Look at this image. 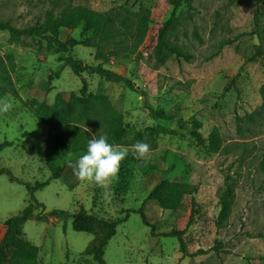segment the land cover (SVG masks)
Returning a JSON list of instances; mask_svg holds the SVG:
<instances>
[{"label":"rangeland","instance_id":"rangeland-1","mask_svg":"<svg viewBox=\"0 0 264 264\" xmlns=\"http://www.w3.org/2000/svg\"><path fill=\"white\" fill-rule=\"evenodd\" d=\"M260 6L259 0H193L191 10L178 8L167 39L192 59L171 57L158 64L153 48L158 30L173 11L171 0H0V21H9L17 29L41 24L47 12L56 15L73 7L99 14H148V30L139 47L127 51L134 40L127 32L123 42L127 46L103 65L128 78L135 92L87 71L75 76L61 61L71 57L95 66L94 48L79 45L51 55L41 50L38 39L12 42L0 32V61L10 77L9 86L0 88V98H9L14 105L0 116V143L11 144L0 151V168L18 181L0 175V240L3 222L31 202L26 186L49 180L64 166L57 179L33 193L44 210L36 209L20 226L19 238L38 250L37 264H96L85 251L101 232L98 227L93 234L74 232L68 218L37 222L36 213L73 214L81 207L96 217L114 220L125 210H137L161 180L198 188L195 213L187 227L188 199L175 211H164L153 201L144 205L155 234L183 231L185 256L176 238L151 236L139 215L131 213L104 248L105 264H264V111L259 93L264 85V57L248 61L258 43L250 33L252 15ZM89 36L81 26L59 35L61 40ZM82 80L88 93L109 99L126 130L125 140L118 145L126 147L128 155L110 197L73 174L72 165L82 155L62 154L54 161V170L44 163L47 128L25 106L31 100L51 105L57 95L65 99L78 95ZM146 108L175 115L188 128L198 122L204 139L215 131L219 150L209 153L207 144L199 145L186 130L154 118ZM246 115H251V122ZM135 133L140 134V142L150 145L148 157L137 162L130 160L132 146L138 142L132 141ZM225 179L233 189L231 210L224 227L217 229Z\"/></svg>","mask_w":264,"mask_h":264},{"label":"trees","instance_id":"trees-1","mask_svg":"<svg viewBox=\"0 0 264 264\" xmlns=\"http://www.w3.org/2000/svg\"><path fill=\"white\" fill-rule=\"evenodd\" d=\"M193 0H171L173 11L169 20L158 30L156 44L153 48V56L158 64L164 63L168 58L190 62L192 55L183 51L181 48L171 44L167 37L168 32L174 27V13L180 7L192 8ZM260 7L252 15L253 30L250 33L257 39L248 61L258 57H264V0H259ZM81 26L82 33H91V36L82 40L67 38L61 40V31H73ZM148 30V14L146 11L141 13H131L125 11L122 15L104 13L99 14L83 7L67 8L54 15L52 12L45 14L41 24H36L24 29H17L9 21H0V32L8 35L12 42H18L22 38H34L42 42L41 50L47 54H64L75 46L94 48V60L98 61L95 66L83 65L71 57H62L61 61L70 71L79 76L82 72H89L103 79L110 84L123 85L130 91L135 89L131 81L109 69L104 68V63L110 58L120 55L123 42L126 40V33H131L134 38L128 45V50L132 52L139 47L143 37ZM111 47L108 48L107 46ZM215 56V55H214ZM10 77L7 68L0 61V88L9 86ZM261 97L260 108L264 111V85L259 90ZM31 114L46 126L45 145L43 150L44 163L54 170V161L62 154L84 155L87 150V143L91 135L101 134L108 136L111 144H120L126 138V130L123 126L121 114L111 105L109 99L103 94H92L87 92V85L81 81V89L78 95L71 94L68 98L57 95L53 104L46 105L43 102L31 100L25 104ZM156 119L173 122L179 129L186 130L189 135L201 146L208 145L209 153H216L220 148L218 135L215 131L204 139L198 132L200 127L198 122H193L188 128L186 124L175 115H168L161 110L147 109ZM246 119L251 122V115H246ZM91 132H86L85 127ZM141 140L139 133H135L132 141ZM9 142L0 143V151L10 146ZM129 160V159H128ZM138 161L135 154L131 159ZM63 167L56 169L50 179H57L63 172ZM262 167L264 170V157ZM6 175L12 182H18L11 173L4 168H0V175ZM49 180L27 185L26 190L31 198V202L17 215L9 217L3 222L4 234L0 240V264H37L38 250L19 238L20 226L33 215L36 209L44 210L43 205L39 204L33 197L36 190L48 185ZM197 186L188 183L161 180L156 184L144 198L141 206L137 210H125L123 216L114 220L96 217L88 213L85 209L79 208L73 214L63 211H51L49 213L38 212L34 215V220L39 222L48 217L71 219V229L74 232L93 234L95 229H100V235L94 238L92 245L85 251V255L91 256L96 264H105L103 260L104 248L109 240L116 234V227L126 222L129 214L139 215L142 224L150 228V235L157 237H174L179 242L180 253L185 256V248L181 236L183 231L171 230L169 232L155 234L154 227L147 221L144 214V205L153 201L164 211L177 210L185 200H189V217L186 227L190 225L195 213L194 196L197 194ZM233 197L232 186L228 180L224 181V189L219 196L220 210L215 221L217 229L224 227L231 210ZM214 250H216L214 248Z\"/></svg>","mask_w":264,"mask_h":264},{"label":"clouds","instance_id":"clouds-1","mask_svg":"<svg viewBox=\"0 0 264 264\" xmlns=\"http://www.w3.org/2000/svg\"><path fill=\"white\" fill-rule=\"evenodd\" d=\"M14 105L9 98H0V116L6 115ZM85 127V126H84ZM86 132H91L85 127ZM133 152L138 159L147 158L150 145L138 141L133 146ZM128 155V149L118 144L108 142V136L101 134L91 135L87 143L86 154L80 156L72 165L73 174L80 180L92 183L105 190L109 197L112 195L111 188L118 180L121 162Z\"/></svg>","mask_w":264,"mask_h":264}]
</instances>
